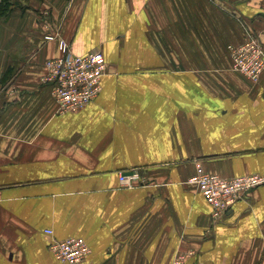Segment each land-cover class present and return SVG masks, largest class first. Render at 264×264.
<instances>
[{
    "label": "crops",
    "instance_id": "crops-1",
    "mask_svg": "<svg viewBox=\"0 0 264 264\" xmlns=\"http://www.w3.org/2000/svg\"><path fill=\"white\" fill-rule=\"evenodd\" d=\"M245 30L264 50V0H12L0 18V264H264V185L214 219L196 165L264 176V70L232 68ZM100 51L97 98L57 112L45 62ZM134 172L132 187L119 176Z\"/></svg>",
    "mask_w": 264,
    "mask_h": 264
},
{
    "label": "built area",
    "instance_id": "built-area-1",
    "mask_svg": "<svg viewBox=\"0 0 264 264\" xmlns=\"http://www.w3.org/2000/svg\"><path fill=\"white\" fill-rule=\"evenodd\" d=\"M70 44L58 39L59 56L45 62V75L42 82L51 87L57 112L76 113L94 101L101 91V78L105 73L106 62L100 51H91L84 55L73 54ZM232 68L252 82L259 81L264 70V50L257 37L245 30L244 40L230 46ZM137 179L134 172L119 176L122 187H132ZM197 186L198 191L211 208L214 219L222 217L237 201L247 193L264 185V176L245 175L224 178L206 172L196 165L195 174L189 180ZM44 233L51 238L49 252L62 264H80L90 254L88 245L80 238L56 240L50 229ZM192 253L176 254L170 264H184Z\"/></svg>",
    "mask_w": 264,
    "mask_h": 264
},
{
    "label": "trees",
    "instance_id": "trees-1",
    "mask_svg": "<svg viewBox=\"0 0 264 264\" xmlns=\"http://www.w3.org/2000/svg\"><path fill=\"white\" fill-rule=\"evenodd\" d=\"M12 7V0H0V18L5 17Z\"/></svg>",
    "mask_w": 264,
    "mask_h": 264
}]
</instances>
